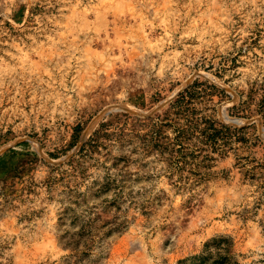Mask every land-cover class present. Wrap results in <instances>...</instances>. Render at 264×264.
Wrapping results in <instances>:
<instances>
[{"label": "rangeland", "instance_id": "374dc122", "mask_svg": "<svg viewBox=\"0 0 264 264\" xmlns=\"http://www.w3.org/2000/svg\"><path fill=\"white\" fill-rule=\"evenodd\" d=\"M195 81L238 130L213 176L101 192L127 148L82 145ZM0 264H264V0H0Z\"/></svg>", "mask_w": 264, "mask_h": 264}, {"label": "trees", "instance_id": "16d2710c", "mask_svg": "<svg viewBox=\"0 0 264 264\" xmlns=\"http://www.w3.org/2000/svg\"><path fill=\"white\" fill-rule=\"evenodd\" d=\"M217 92L219 89L215 85L195 81L168 108L157 114L143 118L122 114L116 123L101 124L99 130L82 145L78 155L91 157L101 149L108 150L111 144L127 148V154L113 159L115 162L106 168L100 191L121 193L124 176H112L109 170L118 169L121 164L126 168L129 163L146 168L148 164L144 161L148 159L165 164L169 178L178 174L176 186L182 181H192V188L209 180L213 176L210 169L217 159L215 155L224 157L233 143V133L238 132L214 119ZM236 140L245 142L244 139ZM108 156L110 159L111 155ZM72 163L70 161L69 164Z\"/></svg>", "mask_w": 264, "mask_h": 264}, {"label": "water", "instance_id": "95a60500", "mask_svg": "<svg viewBox=\"0 0 264 264\" xmlns=\"http://www.w3.org/2000/svg\"><path fill=\"white\" fill-rule=\"evenodd\" d=\"M226 119H228V118H226Z\"/></svg>", "mask_w": 264, "mask_h": 264}]
</instances>
